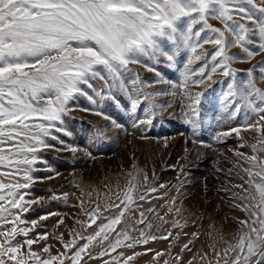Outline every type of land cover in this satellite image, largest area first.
I'll return each instance as SVG.
<instances>
[{"label": "snow or ice", "instance_id": "6c2138e0", "mask_svg": "<svg viewBox=\"0 0 264 264\" xmlns=\"http://www.w3.org/2000/svg\"><path fill=\"white\" fill-rule=\"evenodd\" d=\"M210 21H218L220 26ZM205 45H211L212 51ZM232 48H239L244 55L230 54ZM260 54H264V0H0V264H81L84 256L99 259L119 248L133 249L168 239L151 234L153 224H145L144 212H140L137 223L145 224V228H132L126 222L125 218L131 219L140 207L138 201L156 191L145 187L140 192L133 183L136 177L117 192L119 203L113 202L103 211L97 204L85 213L86 229L96 225L94 234L70 233L74 238L67 242L61 234L58 239L64 251L55 255L50 246L40 252L33 249L48 236L29 238L37 221L22 216L37 203L26 199L29 193L25 190L37 180L33 173L41 169L36 165L46 163L39 154L52 146L49 139H59L54 132L65 131L61 126L72 111L71 102L84 96L97 105L95 96L100 103L113 100L119 104L117 97L122 94L133 116L143 103L148 104L143 111L150 118L139 123L150 125L151 117L157 114L154 109L163 106L152 103L154 94L144 92L147 82L129 66L142 64L146 58L152 64L167 63L176 68L177 57L184 63L178 69L181 80L176 87L204 85L217 73L230 78L219 101L220 112L225 122L243 112V121L240 127L219 136L236 133L239 137L243 129L255 133L256 140L250 145L251 155L236 152L248 166L240 165L244 175L237 173L243 183L232 185L240 190L231 193L232 206L244 213L243 218H236L232 240L219 249L209 245L211 255L198 251L186 264H264V89L257 86V80L264 81V61L259 62V75H254V66L247 70L246 79L238 78L231 66ZM200 61L203 63L197 65ZM142 66L147 67V63ZM156 75L160 77L159 72ZM203 95L184 93L190 103L183 114L194 129L197 124L193 117H199L197 106ZM137 126L134 122L133 127ZM179 226L178 221L174 223V227ZM136 231L139 235L133 236ZM192 235L198 238L197 233ZM77 237L86 242L77 246ZM190 244L192 241L184 244L182 251L191 252ZM95 246L101 249L97 255L89 251ZM135 255L124 258L122 264H130ZM161 255L156 253V257ZM103 264H121V260L112 257Z\"/></svg>", "mask_w": 264, "mask_h": 264}, {"label": "rangeland", "instance_id": "374dc122", "mask_svg": "<svg viewBox=\"0 0 264 264\" xmlns=\"http://www.w3.org/2000/svg\"><path fill=\"white\" fill-rule=\"evenodd\" d=\"M210 23L220 26L218 21ZM204 47L212 51L211 45ZM229 51L241 57L244 55L239 48ZM176 61V68L169 67L167 63L152 64L146 58L142 64L129 66L133 73H138L147 82L144 92L154 94L150 97L152 103L163 106L154 109L157 114L151 117L150 125L139 123L150 118L143 111L148 104L143 103L133 116L129 111V102L122 94L117 97L119 104L113 100L100 103L95 96L97 105L91 104L84 96L71 102L72 111L64 117L61 126L65 131L53 133L58 140H48L52 146L39 154L46 163L36 165L41 169L33 173L37 180L25 190L29 193L26 199L37 201L22 216L27 221H37L29 238L36 239L43 234L48 236L47 240L33 245L34 250L40 252L43 247L50 246L55 255L64 251L58 239L61 234L65 242L74 238L70 233L83 236L94 234L96 225L86 229L88 217L85 213L97 204L103 211L107 205L119 203L116 194L129 186L132 177L137 178L133 183L138 184L140 192H144L145 187L155 188L156 191L149 192L145 200L138 201L140 207L131 219L125 218L126 222L136 229L145 228V224L151 222V234L168 236V239L149 241L147 245H137L133 249L119 248L111 256L99 259L84 256L81 264H103L104 260L112 257L120 258L122 264L124 258L137 253L139 255H135L130 264H163L165 260L169 264H186L198 251L211 255L209 245L219 249L232 240L237 227L236 218L244 217V213L232 206L231 193L240 191L232 185L243 183L237 173L244 175L240 165L248 166L236 152L251 155L250 145L256 142L255 133L242 129L239 137L236 133L219 136L233 127H240L243 121V112L230 122H225L220 112L219 101L227 90L230 78L217 73L212 81L204 85L189 83L188 88L182 89L176 85L180 84L178 69L183 68L184 60L177 57ZM260 61H264V54L250 61L237 60L231 66L237 70L238 78L246 79L247 70L254 66V75H259ZM145 62L155 71H148L142 66ZM201 63L203 61L197 62V65ZM157 72L160 77H157ZM160 79L167 82L157 83ZM257 86L264 89V81L257 80ZM189 91L204 93L197 106L199 117H193L197 124L195 129L186 122L183 114L190 103L184 93ZM89 94L94 95L92 90ZM97 112L103 115H97ZM134 122L138 125L135 128ZM71 148L77 151L72 152ZM145 174L147 182L144 181ZM140 212L147 217L145 224L137 223ZM104 215L110 213L104 212ZM43 216L47 219L41 220ZM177 221L180 226L174 227ZM117 227L119 229L123 224ZM193 233H197L198 238ZM131 234L138 236L139 232ZM18 239L23 240L24 237ZM76 239L77 246L86 242L78 237ZM189 241H192L189 245L192 251H182L183 245ZM100 250L98 246L89 249L93 255ZM157 252L163 255L156 257ZM120 253H123L122 257ZM178 256L183 259L178 261Z\"/></svg>", "mask_w": 264, "mask_h": 264}]
</instances>
